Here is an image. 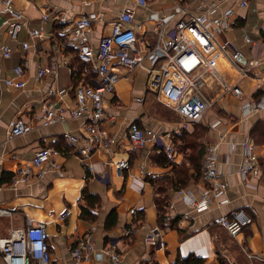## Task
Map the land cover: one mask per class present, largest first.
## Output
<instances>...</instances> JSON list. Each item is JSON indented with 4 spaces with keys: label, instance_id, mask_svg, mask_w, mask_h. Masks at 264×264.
I'll use <instances>...</instances> for the list:
<instances>
[{
    "label": "crops",
    "instance_id": "0c3cea01",
    "mask_svg": "<svg viewBox=\"0 0 264 264\" xmlns=\"http://www.w3.org/2000/svg\"><path fill=\"white\" fill-rule=\"evenodd\" d=\"M213 1L205 0L204 4ZM185 2L149 0L148 8L136 14L135 22L141 25L139 37L144 36L149 41L155 38L153 20L160 15L169 19L168 29L173 28L181 18L178 7ZM130 4V0H89L86 5L78 0H14L15 7L25 16L26 26L17 40L10 37L5 27L0 29V205L12 210L11 216L0 218V238L8 237L12 229L25 227L28 220L44 222L49 235L50 264H75L73 247L87 234H91L95 241L91 264H175L179 257L190 255L203 257L204 264H220V260L221 264H264V260L248 256L255 253L264 257V109L245 112L239 97L231 92L225 93L215 77H209L205 85V93L214 101L213 106L203 120L189 130L180 131L183 121L177 112L175 117L180 118L179 121H171L153 110L152 104L160 102L145 91V69L131 73L124 69L127 76L121 77L119 87L108 97L109 110L115 118L107 121L105 126L118 135V145L97 148L91 156L83 159L78 149L87 143L88 138L82 119L69 118L45 124L41 105L50 87L66 89L58 103L73 106L75 87L96 78V74L85 65L79 71L81 61L77 48L65 42L66 25L59 18L63 16L72 21L83 14L99 15L88 34L90 43L97 47L123 7ZM197 7L193 5L192 10ZM228 8L234 10L231 23L220 28L221 35L216 32L219 45L228 54L218 63V71L230 84L242 88L245 99L258 100L264 94V0H252L248 7H241L238 0H223L213 15L220 17ZM45 14L47 19H44ZM30 28H43L44 35L31 37ZM236 30L241 31L244 44L251 47L252 58L248 59L230 38L229 33ZM246 34L253 42L246 41ZM26 41L29 47L24 50ZM4 44L12 48L10 58L2 53ZM235 50L243 55L239 64L245 66L248 61L254 62L247 73L229 57ZM65 59L67 63L59 67L58 78L50 74L42 81L37 79L39 68H49L54 60L62 62ZM25 60L29 63L25 69L27 84L22 88L6 84L5 78L14 77V67L24 64ZM77 72L82 75L78 80L75 78ZM131 87L132 101L129 97ZM140 96L142 101L137 100ZM17 118L27 121L31 129L10 137L11 123ZM133 122L152 128L162 136L165 146L173 144L175 152L166 153L175 164L184 160V152L178 145L183 134L186 152L197 155L202 164L208 144L217 143L221 178L228 183L227 193L210 209L197 211L188 198L201 196L205 184L200 179L183 187L185 196L171 186L167 194L166 217L164 221L160 219L156 204L158 191L151 180L175 176V168L174 165H160L157 162L159 152L151 145L139 149L132 147L128 131ZM67 133L80 135V143H69ZM246 140L255 144L259 166L244 175L242 166L247 154L243 144ZM43 147L57 151L54 157L61 163V168L28 183L14 184L18 166L29 162ZM122 159L130 161L129 168H118ZM185 162L189 165L186 158ZM89 165L94 171L88 168ZM85 189L100 199L92 210L94 217L89 219L81 216L82 206L87 205L83 198ZM133 207L145 209L133 214ZM240 208L245 209L253 221L237 236L230 235L215 223V218ZM67 211L69 214L63 218ZM113 211L117 215L114 225L109 224V215ZM156 226L161 229L164 246L145 241V235ZM131 227L134 232L125 234L124 231ZM112 244L117 245L121 255L118 262H114L109 254L98 256ZM0 264H9L1 252Z\"/></svg>",
    "mask_w": 264,
    "mask_h": 264
},
{
    "label": "built area",
    "instance_id": "2783aa9c",
    "mask_svg": "<svg viewBox=\"0 0 264 264\" xmlns=\"http://www.w3.org/2000/svg\"><path fill=\"white\" fill-rule=\"evenodd\" d=\"M86 5L89 0H78ZM132 4L123 7L120 15L113 22L110 31L103 35L97 47H94L88 34L97 14H83L70 21L66 17H60L59 21L65 24V42L77 48L78 58L91 71L96 74L90 83H80L75 87L76 101L73 106L58 103L66 89L50 87L42 99L41 108L44 110L45 124H54L69 118L82 119L88 141L78 149L81 158L89 157L100 147L112 148L119 144V137L111 132L105 125L107 121L115 118L109 110V95L115 93L116 84L122 76H127L137 69L147 71L145 91L154 95L155 99L167 107L174 109L181 118L180 131L189 130L191 126L203 120L205 113L213 106L214 101L205 93V85L209 77H215L222 85L225 93L231 92L241 100L245 112L264 109V94L260 99H245L242 88L239 85L230 84L223 79L218 71V63L225 57V51L217 41L216 32L224 25L231 23L234 10L226 9L220 17L213 13L219 8L223 0H215L212 4H204L205 0H186L184 5L178 7L181 18L173 28L168 29L169 19L163 15L154 18L156 36L149 41L139 37L140 24H136V14L139 10L147 9L149 0H130ZM252 0H238L241 7H248ZM193 5H198L195 11ZM47 14L44 19H47ZM24 14L15 7L14 0H2L0 9V29L6 28L12 39L17 40L26 26ZM31 37L44 35L43 28H30ZM247 42L253 39L245 35ZM24 50L29 47V42L23 43ZM4 57L12 56V48L8 44L1 46ZM232 62L237 64L244 73H247L254 62H246L245 66L239 64L243 59L240 51L235 50L229 54ZM62 62L53 61L49 68L41 67L37 73V79L42 81L52 74L58 78V69ZM257 62H255L256 64ZM28 61L14 67V77H6L8 85L24 87L27 84L25 69ZM124 69L128 73H124ZM53 100H50V98ZM142 101L143 97H137ZM31 129V125L23 118L15 119L10 126L9 135L15 137L24 134ZM66 139L73 145H78L81 136L75 133H67ZM128 139L134 149L151 145L156 152L165 150L168 154L175 152L174 145L165 146L161 135L152 128L142 126L137 122L131 123L128 131ZM247 157L242 166V172L247 175L258 168L259 156L255 151L253 141L246 140L243 144ZM57 151L51 147H43L38 150L33 158L25 164L18 166L13 183H28L34 178L44 177L51 170L61 168L54 155ZM118 168H129L130 161L122 159L117 164ZM88 168L94 171L93 166ZM200 181L205 184L199 198H188L193 209L205 211L210 209L221 196L227 193L228 183L221 178L219 167L218 144L211 143L206 147L203 162V171ZM180 194L186 195L185 189H179ZM188 196V195H187ZM187 198V197H186ZM144 207H133L131 212L137 214ZM69 211L62 217L66 218ZM169 214V213H168ZM12 210L0 205V218L11 216ZM253 221L251 215L243 208L236 209L228 215L215 218V223L224 227L230 235L237 236ZM130 235L134 232L131 227L124 231ZM147 243L165 245L160 227H153L146 235ZM0 252L9 264H50L51 252L49 235L44 222L34 223L28 220L25 227L12 229L6 238H0ZM95 241L91 234H87L73 247L75 264H91L94 259ZM109 254L114 262L121 260L116 244L105 248L98 256ZM251 258L264 257L255 253H249Z\"/></svg>",
    "mask_w": 264,
    "mask_h": 264
},
{
    "label": "trees",
    "instance_id": "16d2710c",
    "mask_svg": "<svg viewBox=\"0 0 264 264\" xmlns=\"http://www.w3.org/2000/svg\"><path fill=\"white\" fill-rule=\"evenodd\" d=\"M262 34L264 36V30H262ZM80 61V60H79ZM79 71H82L84 68V64L80 62L79 64ZM81 72H77L78 75L75 74V78L81 77ZM259 133V132H257ZM177 140V139H176ZM179 148L184 152V160L179 163L175 164L174 161L169 157L165 150L162 152L157 153V162L163 166H171L174 165L175 168V176H164L161 178H153L151 181L155 183V186L158 191V196L156 197V204L158 209V214L160 219L166 217L167 213V205H168V189L172 186L177 189H181L185 187L192 180H199L202 171H203V164L201 159L192 152H186L185 148V134L180 136ZM186 153V155H185ZM185 158L188 160L189 165L185 162ZM83 198L86 200L87 205L82 206V214L81 216L84 219L93 218V208L96 207L99 202V197L95 194H91L88 189H85L83 192ZM116 217L117 215L115 212H111L109 215V224H116ZM205 259L203 257L197 255H190L188 257H179L175 264H204ZM222 261L220 260V264Z\"/></svg>",
    "mask_w": 264,
    "mask_h": 264
},
{
    "label": "rangeland",
    "instance_id": "374dc122",
    "mask_svg": "<svg viewBox=\"0 0 264 264\" xmlns=\"http://www.w3.org/2000/svg\"><path fill=\"white\" fill-rule=\"evenodd\" d=\"M219 35H221V33L219 32L218 33ZM229 36H230V38L231 39H234V42H235V45L237 46V48L239 49V50H241L243 53H244V55L248 58V59H250V58H252L253 56H252V53H251V47L250 46H248V45H245L244 44V40H243V38H242V33H241V31H239V30H236L235 32H233V33H229ZM220 37H222V36H220ZM222 39L224 40V38L222 37ZM121 79V78H120ZM123 81H124V79H123ZM119 81L117 82V84H116V89H117V87H119ZM129 97H130V100L132 101V99L134 98V93H133V89H132V87H131V89H130V95H129ZM152 108H153V110H156V111H159V112H161L165 117H168V118H170V119H172L171 121H179V119L180 118H178L177 119V117H175L176 116V114H175V111H174V109H172V108H170V107H166V106H164L163 104H161V103H156V102H154L153 104H152ZM178 116V115H177ZM173 117H175L176 118V120H173L174 118Z\"/></svg>",
    "mask_w": 264,
    "mask_h": 264
}]
</instances>
